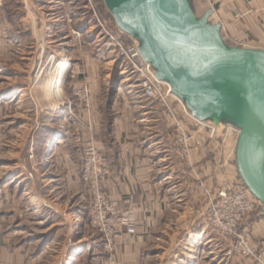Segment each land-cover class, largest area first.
Wrapping results in <instances>:
<instances>
[{
	"label": "rangeland",
	"instance_id": "1",
	"mask_svg": "<svg viewBox=\"0 0 264 264\" xmlns=\"http://www.w3.org/2000/svg\"><path fill=\"white\" fill-rule=\"evenodd\" d=\"M112 38L116 42L113 43ZM118 43L125 46L134 45L139 52L142 47L138 36L130 35L121 29L104 0H0V171L5 169L3 174L0 173V177L5 178L4 182L0 183V190L6 186L8 194L13 191L29 192L30 179L32 176L35 178L33 164L36 159V153L31 146L38 143L37 137L45 135L46 130H49L48 136H43L40 144H44L43 140H51L55 133L68 132L67 143L69 147L71 146L69 156L83 169L84 146L92 136L86 138L78 129H93L92 125L79 118L78 120L72 118L70 124H66L61 121L58 108L81 104L75 95L76 91L86 86L90 93V85L95 77L103 79L107 85L102 92L101 100L104 105L109 99L112 101L117 96L118 103L119 101L122 103L118 104L119 109L126 114L131 113L132 117L135 116L137 119L152 118L159 108L168 112L161 103L142 98L131 68L125 67L119 55L120 48L114 45ZM61 61L68 62L71 70L63 79L61 96L58 97L52 89V84ZM65 100H68L67 104H64ZM127 103L135 106L127 109L125 107ZM174 105L178 108L176 112L180 113L176 114L179 125L176 122L175 124L181 137L183 132L187 136L186 129H197V132L202 130L206 133L215 171L208 178L210 183L205 181L207 178L202 179L204 171L198 166L205 168L206 160L200 161L204 151L199 150L200 162L195 167L197 172L194 174L201 180L195 182L205 201L198 197L190 209L183 206L177 208L176 214L170 212L166 221L154 232L151 264H237L240 256L235 253L232 243L220 238L208 221L205 188L217 190L231 184L249 191L237 163V144L241 126L228 118L217 121L211 117L200 121L214 128L213 135L206 126L193 124L192 120L190 122L183 109L176 103ZM186 110L192 115L187 107ZM170 117L174 121L173 116ZM150 123L154 127L157 122L150 120ZM60 137L56 136L54 142L58 143L56 139ZM250 145L252 170L264 184L262 150L254 139L250 140ZM188 149L185 148V151ZM220 153H223L225 159ZM63 154L65 153L61 152L57 156L64 157ZM222 162L224 165L228 164V170L224 167L223 171H217L218 164L223 166ZM18 177L21 183L16 182ZM58 186L61 185L56 182L54 187ZM86 191L88 192L87 187ZM59 193L60 190L54 189V194ZM255 200L257 209H261V203L256 198ZM70 203L74 214L78 204L72 199ZM133 206H138L140 211L136 214L137 228L138 218L143 209L140 205ZM129 208L121 209L126 211ZM257 209L243 221L244 226L251 232L254 245L252 223L259 213ZM74 215L70 217L73 224L76 223L75 218H78V215ZM85 222L88 223L85 235L91 240L97 237L100 240V235L90 225L89 215L86 216ZM192 227L196 228V231L190 233ZM44 229L36 228V233ZM64 229L61 228L60 233L55 230L54 264H58L65 255L66 248L63 245L70 232ZM100 245L102 253L108 256L104 263L111 264L112 256L104 251L102 241ZM82 255H86L85 251L81 252ZM89 261L86 260L83 264H90Z\"/></svg>",
	"mask_w": 264,
	"mask_h": 264
},
{
	"label": "crops",
	"instance_id": "2",
	"mask_svg": "<svg viewBox=\"0 0 264 264\" xmlns=\"http://www.w3.org/2000/svg\"><path fill=\"white\" fill-rule=\"evenodd\" d=\"M188 1L199 18L211 12L209 22L220 25L227 45L264 51V0ZM106 86L103 79L95 77L90 85V105L71 104L58 108L60 118L70 124L71 108L77 118L91 123V134L85 129L78 131L83 132L86 138L91 135L99 150L111 159V173L103 183V190L123 209L133 205H140L143 209L136 234L122 239L111 264H151L154 232L170 212L176 214L177 208L183 206L190 209L198 197L205 201L198 191L194 173L197 172L195 167L205 159L206 167H198L204 171L202 179L207 178L205 181L211 182L208 178L215 171L211 149L204 131L200 130L198 134L197 129H186L190 139L189 149L185 151L175 121L163 109H157L152 118L137 119L119 109L118 104L122 103H118L117 96L104 105L101 99ZM133 106L125 105L127 109ZM150 120L157 122L154 127ZM193 124L196 123L193 121ZM47 132L37 137L38 143L31 146L36 159L33 164L35 178L32 176L30 179L29 192L8 194L6 186L0 190V264H54L55 230L60 233L61 228L70 234L63 245L65 255L58 264H83L86 260H90V264H105L108 256L102 253L101 239L91 240L85 235L90 197L82 181L83 169L69 156L68 132L55 133L51 140H43L44 144H40V139L42 141L43 136H48ZM56 136L62 137L56 139L58 143L54 142ZM201 149L204 156L199 161ZM61 152L65 154L59 158ZM224 167L229 168L227 163L223 166L218 164L217 171H223ZM4 172L5 169L0 171L1 174ZM1 178L0 183H3L5 178L2 181ZM19 179L16 178V182L21 183ZM56 182L61 186L55 188ZM54 189L60 193L54 194ZM71 199L78 204L77 211L74 209V214L78 215L74 224L70 221V217L75 216ZM260 203L261 209H257L259 213L252 223V232L255 245L264 249V203ZM39 227L45 229L36 233ZM193 227L190 233L196 231ZM84 251L86 255L81 256ZM239 258L237 264H252L250 260Z\"/></svg>",
	"mask_w": 264,
	"mask_h": 264
},
{
	"label": "water",
	"instance_id": "3",
	"mask_svg": "<svg viewBox=\"0 0 264 264\" xmlns=\"http://www.w3.org/2000/svg\"><path fill=\"white\" fill-rule=\"evenodd\" d=\"M119 26L138 36L140 55L199 121L228 118L241 126L237 163L250 193L264 203L250 140L262 150L264 174V51L231 47L220 25L199 18L188 0H104Z\"/></svg>",
	"mask_w": 264,
	"mask_h": 264
},
{
	"label": "built area",
	"instance_id": "4",
	"mask_svg": "<svg viewBox=\"0 0 264 264\" xmlns=\"http://www.w3.org/2000/svg\"><path fill=\"white\" fill-rule=\"evenodd\" d=\"M80 34L81 32L78 36ZM112 41L116 42L114 38ZM114 45L120 48L119 55L125 67L131 68L136 78V87L142 98L150 102L161 103L179 125L176 119L178 108L174 105L176 103L183 109L186 117L196 124L206 126L214 135V128L204 125L189 114L184 103L173 94L171 87L157 78L156 71L142 58L136 46H125L120 43ZM75 95L81 104L87 107L90 105L91 94L86 86L76 91ZM69 117L78 120L72 109L69 110ZM85 131L92 133L91 128ZM182 136L180 143L188 149L189 138L184 132ZM111 164V159L99 150L91 137L84 146L82 171V181L90 195L89 222L100 235L104 251L113 256L124 234L125 236L136 234V214L140 211L138 206H131L126 211L122 210L119 203L112 200L103 190V183L111 173ZM195 177L197 182H201L199 176L195 175ZM201 185L205 188L203 184ZM205 195L208 202V221L213 231L220 238L230 241L235 253L241 258L250 260L253 264H264V249L253 244L251 232L243 224L244 219L257 209V202L250 192L244 187L226 184L217 190L205 188Z\"/></svg>",
	"mask_w": 264,
	"mask_h": 264
},
{
	"label": "bare ground",
	"instance_id": "5",
	"mask_svg": "<svg viewBox=\"0 0 264 264\" xmlns=\"http://www.w3.org/2000/svg\"><path fill=\"white\" fill-rule=\"evenodd\" d=\"M71 70V65L68 62L61 61L58 65V69H57V76L56 79L54 81V83L52 84L53 87V91L55 94H57V96H61V86L63 83V79L65 78L66 74ZM166 84H168V82L164 81ZM170 86V84H168ZM171 87V86H170ZM172 90V87H171ZM255 199V198H254Z\"/></svg>",
	"mask_w": 264,
	"mask_h": 264
}]
</instances>
